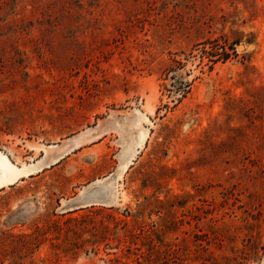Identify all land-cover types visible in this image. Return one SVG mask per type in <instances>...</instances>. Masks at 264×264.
Segmentation results:
<instances>
[{"label":"rangeland","instance_id":"obj_1","mask_svg":"<svg viewBox=\"0 0 264 264\" xmlns=\"http://www.w3.org/2000/svg\"><path fill=\"white\" fill-rule=\"evenodd\" d=\"M0 264H264V0H0Z\"/></svg>","mask_w":264,"mask_h":264},{"label":"bare ground","instance_id":"obj_2","mask_svg":"<svg viewBox=\"0 0 264 264\" xmlns=\"http://www.w3.org/2000/svg\"><path fill=\"white\" fill-rule=\"evenodd\" d=\"M1 164L8 167L9 169H12L10 176L8 178H6V180H5L8 182L12 181V179L14 178L13 175H15L17 173L18 167H16L14 164H12L6 156H2Z\"/></svg>","mask_w":264,"mask_h":264}]
</instances>
